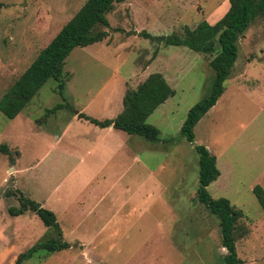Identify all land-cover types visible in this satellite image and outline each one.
I'll return each instance as SVG.
<instances>
[{
  "label": "rangeland",
  "instance_id": "obj_1",
  "mask_svg": "<svg viewBox=\"0 0 264 264\" xmlns=\"http://www.w3.org/2000/svg\"><path fill=\"white\" fill-rule=\"evenodd\" d=\"M85 1L0 0V98ZM228 8V0L115 3L109 26L98 27L108 36L66 57L64 99L50 78L13 119L0 112V144L9 147L0 152V264H14L19 253L56 235L32 211L8 212L19 203L6 192L16 190L55 211L69 243L20 264H221L218 219L197 199L195 145L216 156L220 174L210 195L242 211L239 264H264V211L253 192L256 185L264 190V15L238 38L224 91L195 125L194 142L181 126L210 92L209 62L219 45L209 54L150 37L181 36L184 26L213 24ZM155 72L174 89L147 118L158 141L77 116L117 117L126 90Z\"/></svg>",
  "mask_w": 264,
  "mask_h": 264
},
{
  "label": "trees",
  "instance_id": "obj_2",
  "mask_svg": "<svg viewBox=\"0 0 264 264\" xmlns=\"http://www.w3.org/2000/svg\"><path fill=\"white\" fill-rule=\"evenodd\" d=\"M124 0H86L77 12L60 28L52 39L37 53L29 66L20 74L0 98V112L9 119L17 116L30 102L31 98L50 78L56 81L55 91L64 99L63 90L67 77L63 72L66 57L75 47H84L101 41L108 36V31L98 27H108L106 15L114 8L115 3ZM229 8L215 23L203 20L196 27L184 26L181 36H150L164 41L166 45H185L197 52L213 53L216 43L219 49L210 59L214 71L212 87L207 96L194 104L187 112L181 126L182 135L194 142V127L211 109L224 91V81L230 75L238 57V38L251 22L264 15V0H228ZM174 95V89L164 76L159 73L149 74L136 88H128L123 96V111L113 119H98L80 112L77 116L90 123L105 128L112 126L128 134H135L151 142L159 140V130L147 122L154 110ZM62 103L46 112L52 113ZM199 155L197 199L210 215L218 219L221 244L226 249L221 264H239L235 241L239 231L242 211L233 206L227 198H213L208 186L215 181L220 172L216 166V156L204 145H195ZM0 152L9 154V147L0 144ZM253 192L264 211V190L260 185ZM7 196L16 195L18 207L10 206L11 215H20L27 211L35 213L42 223L53 229L56 235L50 239L36 242L31 248L18 254L14 264L30 258L36 251L44 249L50 252L68 248L69 243L62 238V231L55 213L42 206L38 201L26 196L20 190L6 192Z\"/></svg>",
  "mask_w": 264,
  "mask_h": 264
},
{
  "label": "crops",
  "instance_id": "obj_3",
  "mask_svg": "<svg viewBox=\"0 0 264 264\" xmlns=\"http://www.w3.org/2000/svg\"><path fill=\"white\" fill-rule=\"evenodd\" d=\"M78 118V117H77ZM113 127L112 126H109L108 127V130L110 131L111 129H112ZM99 193H97V194H94V196L96 197V198H98V195ZM54 213H55V215H56V219H57V213L55 212V211H53ZM57 221H58V219H57ZM59 223V226H60V228H61V230H62V227H61V225H60V222H58ZM1 232L3 233V231L1 230ZM1 233V234H2ZM0 234V237H2V235ZM3 240V239H2ZM1 241V240H0Z\"/></svg>",
  "mask_w": 264,
  "mask_h": 264
}]
</instances>
